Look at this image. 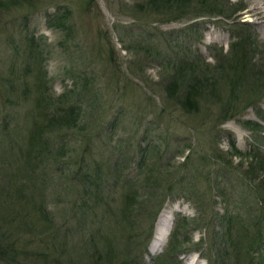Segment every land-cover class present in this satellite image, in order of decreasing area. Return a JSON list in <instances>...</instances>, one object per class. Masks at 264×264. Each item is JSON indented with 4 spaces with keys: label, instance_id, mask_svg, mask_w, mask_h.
<instances>
[{
    "label": "rangeland",
    "instance_id": "374dc122",
    "mask_svg": "<svg viewBox=\"0 0 264 264\" xmlns=\"http://www.w3.org/2000/svg\"><path fill=\"white\" fill-rule=\"evenodd\" d=\"M252 1L0 0V225L5 218L7 226L17 225L19 207L9 205L15 191L18 197L16 182L33 183L48 169L43 200L62 230H75L80 221L76 239L96 237L97 248L74 241L79 251L102 252L105 264L122 263L114 261L117 254L128 264L162 258L161 264H235L221 223L230 214L249 215L241 200L255 205L264 198V172L258 179L254 157L264 158V18L246 19ZM37 42L38 62L28 52ZM201 76L206 87L190 111L183 95ZM42 97L44 104H78L83 114L75 126L45 132L36 142L54 157L35 151L37 158L29 157L34 170L22 150L41 117ZM215 150L232 161L226 179L214 171ZM26 161L23 172L18 168ZM81 166L98 171L100 187L81 180ZM161 167L174 184L167 200V180L161 188L148 186ZM184 173L189 188L182 197L175 181ZM126 177L135 183L122 186ZM235 185L246 195L234 196ZM148 189L155 193L144 207L128 206V193ZM198 194L205 199L197 202ZM166 209L174 212L172 228L155 252L151 245ZM212 210L209 228L199 220ZM184 217L190 226L181 229ZM28 221L38 230L44 224L38 213ZM10 227L6 232L15 238L27 236L28 230ZM263 255L264 245L257 261Z\"/></svg>",
    "mask_w": 264,
    "mask_h": 264
},
{
    "label": "trees",
    "instance_id": "16d2710c",
    "mask_svg": "<svg viewBox=\"0 0 264 264\" xmlns=\"http://www.w3.org/2000/svg\"><path fill=\"white\" fill-rule=\"evenodd\" d=\"M159 1V0H154ZM198 15V14H197ZM27 49V48H26ZM39 44L33 43L30 44V48L28 52H30V55H32L33 59H37L39 55ZM40 58V57H39ZM39 58L37 62L39 61ZM41 76V75H40ZM201 86H205V81L203 80V76L199 78L198 80L194 81L190 86H188L185 89L184 93V105L188 110L192 111L197 109L199 106L197 99H199L202 96V89ZM206 87V86H205ZM214 88V87H213ZM204 94V93H203ZM45 100L43 97L39 98L37 101V105L42 109L41 111V117L37 118L35 121L33 128L31 129L29 133V144L28 149L22 150V153L25 154L28 153L27 161L32 164L33 169L35 170V162L29 157H31L32 154L35 155L37 158V155L35 151H43V155L48 160L52 159L54 156L51 154V151H47L45 149L50 150V147L40 146L37 145V141H40L39 139L43 138L45 135V132L52 133L55 129L58 128H64V127H73L75 126L76 122L80 119L82 113V110L79 109L78 104L70 105L68 108L66 106L65 101L63 103L59 102H47L49 105L47 106V103H43L42 101ZM233 108L229 109L227 108V112H230ZM42 123V124H41ZM189 149H193V144L188 145ZM218 152L217 150H215ZM259 153V152H258ZM63 156V153L60 154ZM59 157V156H58ZM255 158H259V167H256V170L258 172V179H259V173L264 172V158L259 156V154H254ZM21 158V157H20ZM193 158V154L187 155L186 159L184 160V163L182 164L183 167H186V169L189 167V165L192 164L191 159ZM216 161V167L215 172L218 178L226 179L227 175L230 174L229 167H232V161L226 159V156L222 154V152L216 153L213 157ZM27 161L22 164L18 169L21 171H27L28 163ZM46 161V160H45ZM47 162V161H46ZM194 163V162H193ZM227 163H230L229 167H227ZM42 164H45L43 162ZM82 170H78L79 173H82L81 180L86 181H93L96 180V183L98 187L101 185V176L98 174V171L95 173H91L88 170H83V166L80 167ZM163 167L160 168L158 175L154 176V170L152 171V177L151 181L148 186H158L159 188L163 187L166 182V189L167 191V197L166 200L171 196V193L173 192L174 184L170 182L168 184V179L165 177V174L162 173ZM85 171V172H84ZM29 172L31 173L30 169ZM77 172V173H78ZM255 172V171H254ZM48 173L49 170L47 169L44 171L40 176H33V183L26 182V180L21 184L19 182H16V190L18 191V197L17 193L15 191V196L13 198H9L12 200L11 204L13 208L19 207V210L17 211L18 214L16 216V219L14 222L17 221L16 226H7L6 218H5V226L0 225V264H105V257L104 253L99 252L96 253L93 251L92 254L85 253L79 251L77 246L72 245L74 241L80 242L81 247H84L82 245V242L89 241L90 236L86 238L85 236L76 239L75 235L77 233L76 230H78L80 226V221H77L78 227H75L74 230L72 227L65 228L62 230L65 225H61V222H58L56 220V212L53 211L48 203L46 204L43 200L44 197H46L45 192L50 187V181L43 180L45 175ZM36 175V174H35ZM86 178V179H85ZM180 179V180H179ZM178 181H175L176 183H179L182 191L179 192L182 197H185L188 195V193L184 192L185 188H189V186H185V173L180 176ZM262 180V185L264 186V178ZM137 182V179H136ZM135 183V179H129V177H126L122 181V186H132ZM141 183V182H140ZM141 189H147V185L145 183L141 184ZM238 185H235L233 187V190H231L234 193L239 194V197L244 196L243 189L236 190ZM14 187V188H15ZM231 187V186H230ZM229 187V188H230ZM50 190V189H49ZM165 190V187H164ZM163 190V191H164ZM163 191L159 194L161 201H164L163 197ZM102 190L99 192H94L93 194H100ZM141 191H136L130 194L126 197V202L128 206L130 203L134 201V203L139 204L140 206L144 207V202L148 200L149 198L154 197V190L151 192L149 189L144 190L143 193H139ZM190 192V191H189ZM223 192V193H222ZM222 194L225 196V198H231L230 194H228L225 189H222ZM191 193V192H190ZM47 194V193H46ZM189 197V196H188ZM192 200L193 197H189ZM205 199L203 194L195 195L196 201L200 202L201 199ZM20 199V200H19ZM26 200L23 202V200ZM43 201V202H42ZM243 201L241 203L243 205V208L249 213L248 216H245L243 213L236 214H230L227 217L225 216L224 220L221 224L224 225L225 232L223 233L225 236V245L229 246V249L233 247L235 249L234 255H235V264H264V255L262 257H258V261L256 257L260 255L261 248H263L264 245V198H261L260 201L256 200L255 205L251 204L249 201ZM96 205V204H95ZM126 205V204H125ZM241 205V206H242ZM248 206V209H247ZM162 209V207H161ZM33 213H38L40 218L43 220L44 224L42 229H39L35 226H33L31 222L28 221V217L31 216ZM212 216L204 217V219H200L199 221H205L206 227H211L213 225V219L216 218V213L212 210ZM180 220L178 222V227L187 228L190 226L188 223V220L184 217V221ZM87 224V223H86ZM185 226H181L184 225ZM6 227L12 228L14 231H17V229H20L22 231H27V236L24 238H15L10 233L6 232ZM30 227V228H28ZM30 234V235H28ZM220 234V233H219ZM37 235V238H36ZM218 235V234H217ZM221 235V234H220ZM14 238H13V237ZM94 236V234H93ZM223 236V237H224ZM96 241V237L92 241H89V244L93 246L94 248H97L96 245L98 244ZM183 241H188V237L185 238ZM95 243V244H94ZM214 245L218 246V240L217 236L214 237L213 241ZM100 244V241H99ZM221 246V245H220ZM232 248V249H233ZM242 248H247L246 253L241 250ZM111 250V249H110ZM112 252H115L112 250ZM67 253H69V256H67ZM233 253V252H232ZM127 256V255H126ZM125 258V255H124ZM119 258V254H117L114 258V261L119 260L122 263H114V264H128V261L126 259ZM161 260H157L154 264H161ZM256 261V262H255ZM227 264V263H226Z\"/></svg>",
    "mask_w": 264,
    "mask_h": 264
},
{
    "label": "bare ground",
    "instance_id": "6f19581e",
    "mask_svg": "<svg viewBox=\"0 0 264 264\" xmlns=\"http://www.w3.org/2000/svg\"><path fill=\"white\" fill-rule=\"evenodd\" d=\"M247 20H257V18H264V0H253L251 7L246 12ZM173 211L166 209L160 215V219L157 224L154 241L151 245L152 250L156 252L161 245L166 241L167 235L170 232L174 220Z\"/></svg>",
    "mask_w": 264,
    "mask_h": 264
}]
</instances>
